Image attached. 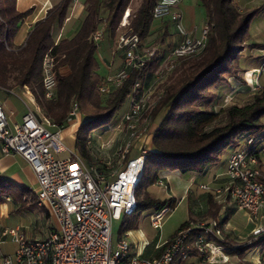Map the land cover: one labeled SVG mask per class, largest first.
<instances>
[{
  "label": "trees",
  "instance_id": "16d2710c",
  "mask_svg": "<svg viewBox=\"0 0 264 264\" xmlns=\"http://www.w3.org/2000/svg\"><path fill=\"white\" fill-rule=\"evenodd\" d=\"M16 1L0 0V88L11 90L27 86L43 117L60 130L67 127L72 104L76 103L81 122L75 132V152L89 166L109 177L112 169L100 160L91 132L99 126L108 127L114 120L118 121L121 115L116 116V112L128 100L138 75L134 70L121 86L113 88L105 96L101 95L98 85L102 77L96 58L98 44L92 35L103 26L112 38H117L122 29L123 14L132 0H85L86 15L74 37L62 38L55 43L52 29L64 22L73 2L60 0L35 23L23 45L14 44L26 15L16 9ZM156 1L140 0L137 8L129 13V27L139 35L141 48L149 36ZM198 1L204 9L208 26L206 45L195 55L177 59L160 81L162 94L148 112L152 136L143 173L135 190L137 207L131 215L120 218L119 237L137 228L144 210L158 212L168 208L172 211L176 207L174 197L161 200L152 191L166 172L193 173L204 177L214 165L223 162L222 156L228 149L235 148L241 139L248 137L253 138V154L258 162L264 150V87L252 90L236 78L241 83V89L237 90L242 94L240 100L235 98L224 103L223 97L217 93L220 87L230 88L231 83L225 75L232 78L235 70L250 69L240 60L247 46L264 49V43L247 42L251 38L248 31L251 21L264 11V3L254 9H242L235 0ZM157 41L161 42L160 39ZM49 50L56 60L57 70L52 98L45 96L43 88L42 62ZM169 55L167 50L161 52L157 48V53L148 60L139 77L142 88H147L148 79L153 80L152 76ZM256 59L262 62L264 55H258ZM63 67L69 69L68 74L58 72ZM112 164L115 165L116 161ZM186 197L191 205V216L157 249L155 257L179 232L192 228L188 238L191 242L198 231L193 226L218 219L222 203L216 193L207 192L193 197L188 192ZM6 201L11 203L13 211L39 208L32 190L0 175V204ZM40 209L49 215L45 209ZM228 218L218 219L228 259L239 264H264V233L256 237L250 234L245 241L231 242L224 233ZM251 249L258 251L256 262L247 260ZM192 252L198 253L194 247L189 249L188 255Z\"/></svg>",
  "mask_w": 264,
  "mask_h": 264
},
{
  "label": "built area",
  "instance_id": "2783aa9c",
  "mask_svg": "<svg viewBox=\"0 0 264 264\" xmlns=\"http://www.w3.org/2000/svg\"><path fill=\"white\" fill-rule=\"evenodd\" d=\"M180 2L157 0L152 10L153 19L169 18L182 35L181 42L156 73L154 83L163 79L177 59L195 55L206 45L207 24L198 39L189 37L181 25ZM128 17L129 11L126 10L120 22L123 31L116 43L123 55V67L98 85V92L105 96L113 88L121 86L137 70L138 77L133 83L128 106L119 123L126 129V140L114 152L116 164L105 162L112 169L109 174L114 176L113 179L105 177L75 151L65 147L61 130L47 119H39L29 110L21 122L14 123L10 128L0 103L1 150L6 154H19L30 164L37 181L36 205L45 209L55 222L47 237L41 239H26L18 228L1 229L0 243L10 239L15 244L12 254L1 253V264H174L177 259L188 257L191 247L207 262L214 264L227 261L218 219L193 226L198 231L191 242L188 238L192 228L179 232L157 257L131 255L130 243L125 235L118 238L115 246L112 244L114 221L120 220L123 215H131L137 207L135 190L143 173L148 147L141 146L137 155L130 156L132 142L142 134L148 136V112L162 94L161 91L154 100L153 86L142 88L139 77L148 60L157 53V48L140 47L139 35L129 27ZM92 38L95 42L100 41L101 32L95 31ZM42 70L45 96L52 98L57 70L56 60L50 50L44 55ZM244 73L246 75L250 70ZM77 113L78 106L74 103L70 116L74 117ZM254 148L252 137L242 139L230 153L224 175L227 178L225 190L234 200L236 208L247 213L252 220H259V224L251 231L256 237L264 233V181L258 160L253 154ZM159 184L163 185L161 181ZM200 188L209 190L206 184ZM169 212L168 208H164L151 214L149 221L152 227L160 230Z\"/></svg>",
  "mask_w": 264,
  "mask_h": 264
},
{
  "label": "rangeland",
  "instance_id": "374dc122",
  "mask_svg": "<svg viewBox=\"0 0 264 264\" xmlns=\"http://www.w3.org/2000/svg\"><path fill=\"white\" fill-rule=\"evenodd\" d=\"M185 3H189L188 7V12L191 13L193 12L194 16L197 17V21L199 19V23L201 22V19H204V9L201 6V4L198 2V0H184ZM236 3L240 8H257L261 4L264 3V0H235ZM140 0H132L131 4L129 6L130 12L131 10H134L137 8ZM129 12V13H130ZM154 22V21H153ZM152 22V24H153ZM123 30L120 31V33ZM249 34L251 38L247 41L248 44H254V43H264V11L259 12L251 21V24L249 26ZM157 35H153L151 38L146 39L143 41L142 44V49L149 48L151 46H157ZM108 44L107 38H104L102 42L99 43V47L103 50L104 47ZM105 55V52H103ZM107 55V54H106ZM258 55H264V49H251L250 47H246L242 53L240 60L242 62L244 61L246 65L250 67V69L246 70L249 71L250 73L245 75V71H243L241 68L235 70L234 76H231L230 78L229 75H225L226 78L229 79V83H231L230 88L228 87H220L219 90H217V93H219L220 96L223 97L224 103H229L232 100L236 99H241V93H237V90H240V81H237L236 78H239L242 80L241 82H244L245 84H248L252 90H255L256 88H259L261 86L264 87V61H258L256 59V56ZM250 63V64H249ZM244 64V63H243ZM244 67V66H243ZM253 69H258V71H252ZM160 70V69H159ZM148 85L153 86L154 94H153V99L155 100L160 92L162 91L161 88V82H156L151 85L149 83ZM259 86V87H258ZM16 93L19 92L18 90H15ZM215 92V90H214ZM0 94L2 97H6L7 91L6 89L0 88ZM20 94V93H19ZM23 97V95L21 94ZM238 96V98H237ZM234 98V99H233ZM17 97L10 95V98H8V103L5 108H11L14 107L19 111V105L16 101ZM152 99V100H153ZM20 102V101H19ZM127 108V102L116 112V116H120L123 114L125 109ZM9 111V110H8ZM79 113V112H78ZM18 115V114H17ZM78 117L81 119V114H78ZM12 116H10L8 119V126L12 128ZM14 119V118H13ZM69 123V122H68ZM67 123V127H65L62 132H61V138H62V143L65 147H67L71 151H75L74 145H75V132L71 130L72 126H69L71 124ZM120 118L117 120H114V122L110 123L108 127L104 126H99L95 128L91 132V139L93 144L95 145L94 149L97 152V154L100 157V160L103 162H114V152L118 148V146H123L124 141L126 140V129L121 126L120 124ZM119 126V127H118ZM75 128V126H74ZM106 128H108V131L110 132H103ZM78 129V128H77ZM150 134V137H148ZM147 135H141L138 139L134 140L132 142V149L130 151L129 155L134 154V150L138 149L141 146H150L151 142V129L147 130ZM242 140V139H241ZM240 140V141H241ZM237 147V146H236ZM235 147V148H236ZM235 148L228 149L222 156L223 162L220 164L214 165L210 172L211 176L215 174V172L220 168L221 170L225 169V164L227 162V159L229 157L228 153L230 150H235ZM231 151V152H232ZM2 156V154L0 153ZM67 155V154H63ZM228 155V156H227ZM2 162L5 164L7 163L8 165L13 166L12 171H17L19 172V176L21 177L22 181L24 182V186L28 187L29 189H35V180H34V175L29 167V164L24 161L21 157L15 156V157H7L6 156L2 159ZM118 162V161H117ZM117 166V165H116ZM259 169L261 170L260 165L258 164ZM119 169V167H117ZM210 171V170H209ZM262 172V178L264 181V172ZM187 181V177H182L179 176L176 173H172L171 177L168 179V184L171 188V194L173 197H175L176 202H178L177 206L175 209H173L171 212H169L162 223L160 232L159 230L154 229L149 221V217L151 214V210H144L139 219H138V226L135 229H132L127 232L128 235V240L130 242H133L134 244L136 243H142L145 239H150L153 238L155 235H159L161 240L168 238L174 231L186 220L189 219L191 216L190 214V209L191 205L188 199L182 197V195L185 193L184 188L185 184ZM168 186V187H169ZM170 189L165 188L164 186H159L155 185L152 187V191L155 193V195L161 199L165 200L169 198L168 193ZM203 190V189H202ZM194 197L196 196L195 193H193ZM182 197V198H181ZM31 203V202H29ZM9 204H11L9 202ZM3 206V204H0ZM0 206V207H1ZM2 209V208H1ZM1 211V210H0ZM5 214L4 211V206L2 210ZM234 220L239 223L241 226L244 224L247 225V222L252 223L254 226L259 224V220L253 219L245 212L243 211H237L236 214L233 216ZM4 221V224L8 228H17L19 229V233L23 235L26 239H41L44 238L47 234L48 231L52 230L53 226L55 225L54 220L45 213L44 210H40L39 208H22L17 211H13L10 209L5 217L0 216V222ZM120 226V221H115L113 224V241H116L118 238V230ZM241 236L243 232L238 231ZM243 236H247L246 232H244ZM245 238V237H244ZM240 239L239 241H245L246 239ZM15 249V244L13 243L12 240L8 239L0 243V255L1 253L4 255L7 254H12ZM257 249H252L250 253V258L255 259L257 261V258L255 256L258 255ZM229 259H227L228 261ZM226 261V262H227ZM0 264H1V257H0Z\"/></svg>",
  "mask_w": 264,
  "mask_h": 264
},
{
  "label": "crops",
  "instance_id": "0c3cea01",
  "mask_svg": "<svg viewBox=\"0 0 264 264\" xmlns=\"http://www.w3.org/2000/svg\"><path fill=\"white\" fill-rule=\"evenodd\" d=\"M59 1L60 0H17L16 1V9L19 12L26 13V15L23 18V22L21 23V26L19 29V34L16 36V39L14 40V44H20V45L25 44L27 36H28L29 32L33 29L35 23L38 20L44 18L47 11L49 9H51L53 6H55L56 4H58ZM84 1L85 0H77L76 2H74V0H73L72 5L68 11L67 17L64 20V22L60 26H57V25L54 26V28L52 29V36L55 40V43H57L62 38L71 39L72 37H74V35L76 34L78 29L80 28V26L83 22V19L86 15V11L84 8ZM188 5H189V3H185L184 0H181V2L179 4V9L182 13L181 25L184 28V30L188 33L189 37L194 38V39H198L200 37L202 28L206 25V19L204 17V19H201L200 20L201 22L199 23V19L197 21V17L194 16L193 12H191V13L188 12V7H187ZM126 10H128L130 12L129 7ZM153 21L154 22H153V24H151L149 36L147 37V39L151 38L153 35H157L156 36V37H158L157 39H160L161 42L157 41L158 44L155 47H157L159 50H161V52H162V50L163 51L167 50L168 53H171V51L181 42L182 35L176 30L175 24L171 20H169V18H164V19H159V20L154 19ZM98 30L101 32L102 38L100 41L96 42L98 44V50L96 53V58L99 62V73H100L102 80H103L108 75L114 74L116 71H118L119 69H121L123 67V55L116 47L117 39H118L120 32H119L117 38H112L110 36L108 30H106L103 26H100V28H98ZM121 30H123V28ZM104 38H107L108 44L102 50L99 47V43L102 42L104 40ZM103 52H105V55L103 54ZM58 72L61 74H68L69 69L67 67H63V68H60L58 70ZM154 75L152 76L153 80L148 79V81L151 83V85L153 84V82L155 80ZM149 86L150 85H147V87H149ZM15 90H18L19 92L16 93ZM6 91H7L6 97H2V95L0 94V103L2 105L4 112H5L7 122L9 120L8 118L10 116H12L14 118V119L12 118V122H11L12 125L14 123L21 122L23 115L28 110L33 112L39 119H46L43 117L39 107L37 106V104L33 98L31 91L29 90V88L27 86L24 85L22 87H16V88H13L11 90H6ZM21 94L23 95V97L21 96ZM10 95L17 97L16 101L19 105H21V106H19V109H20L19 111H17V109H15L14 107H11L8 109L5 108L7 106L8 101H9L8 98H10ZM126 102H127V106H128V100ZM78 114L79 113H77V115L74 117L70 116V118L68 119V122H69L68 124H71L69 126H72L71 130H73V131L77 130V128L79 127V124L81 122V119L78 117ZM74 126H75V128H74ZM62 130H61V132H62ZM134 151L135 152L132 156H135L138 154L137 149ZM231 151L232 150L229 151L228 155L231 153ZM0 153L2 154V156L0 155V175L4 178L14 182L17 185L25 187L24 182L22 181L21 177L19 176V172L12 171L13 166L8 165L7 163L5 164L4 162H2V159L5 156H6V158L9 156L12 158L15 156H19L24 161H26V160L22 156H20L19 154L3 153L1 150V147H0ZM259 157L260 158H259L258 164L260 165L261 170L264 172V150L260 153ZM29 167H30V169L34 175V180H35V185H36L35 189H30V190H32L35 194V191L37 189V181H36L35 174L31 168L30 164H29ZM212 168H214V167H212ZM212 168L210 169L208 174H206V176H204V177L193 174V173H191V174H180L179 172H174V173H176L182 177H187V181H186L185 188H184L185 193L182 195V197L185 196L186 199H187L186 195L188 192H190L192 194V196L194 195L193 193H195V195H196L195 197H198L199 195L207 193V192L216 193L217 199H219L220 202L222 203V208L220 210L218 219L221 220L222 218L229 216L228 220L224 224L225 237L227 236V240H229L231 242H235V241L239 242V240L243 239L244 237H245L244 239H246L251 234V231L255 226L252 223H250V221H249V223L247 222V225L244 224L243 226H241L239 223H237L233 219L234 218L233 216L236 214V212L241 211V210H238L236 208L234 200L229 196V194L225 190L226 183H227V178L224 175L225 169L221 170L220 168H218V170L215 172V174L213 176H211L210 172H211ZM172 173L173 172H166L164 175L161 176V178L159 180V181H161V183H163V185H166L167 188L170 189L169 190L170 193H168L169 197H173V195L171 194V188L168 184V179H169V177H171ZM113 178H114V176L109 174V179H113ZM159 181L157 182L156 185L163 186V185L159 184ZM203 184L208 185L209 190H202L200 188V186ZM26 188H28V187H26ZM1 204H3V206H4L5 214L2 211L3 206L0 205L1 206L0 207V210H1L0 216L5 217L6 213L10 209L13 210V208H12L11 204H9L8 201L3 202ZM177 204H178V202H176V206H177ZM153 213L154 212L151 211V214H153ZM117 221H119V220H117ZM3 228H8L4 224V221L0 222V230ZM50 231H48V234ZM238 231L243 232V234H244V232H246L247 236H243V234L241 236V234ZM158 232H160V230ZM222 234H223V232H222ZM47 235L45 237H47ZM125 236L128 238L127 232L125 233ZM118 238H120V237L118 236ZM118 238H117V240H118ZM167 239L168 238L161 240L159 235H155V236H153V238L145 239L144 241H142V243L134 244L133 242H130L128 240L130 243V254L131 255H140L142 257H148V258L149 257H155L157 249L160 248V247H157V245L163 244ZM117 240L113 241V227H112V244H113V246H115ZM251 250H249V252H248L249 255L251 253ZM225 254L227 255L226 251H225ZM249 255L247 256V260L251 261V262H256V260L251 259ZM257 256H255V257L258 259ZM174 264H213V263H210V262L203 260L202 257L198 253L192 252L185 259H177L174 262ZM214 264H239V263H236L229 258V260L227 262H220V263H214Z\"/></svg>",
  "mask_w": 264,
  "mask_h": 264
}]
</instances>
